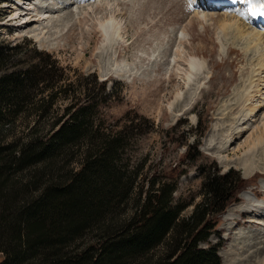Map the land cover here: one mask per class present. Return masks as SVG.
<instances>
[{
  "label": "rangeland",
  "instance_id": "1",
  "mask_svg": "<svg viewBox=\"0 0 264 264\" xmlns=\"http://www.w3.org/2000/svg\"><path fill=\"white\" fill-rule=\"evenodd\" d=\"M48 2L44 10L49 17L44 18L40 9L47 0H37L24 15L19 10L17 16L18 1L0 0V44L9 55L0 75L25 72L27 102L33 103L8 125L0 126V145H21L36 130L39 137H47L54 131L53 122L70 117L68 107L70 114L88 107L94 126L112 133L124 130L129 137L120 156L122 166L135 169L145 189L154 177L178 180L176 199L191 204L186 215L202 199V183L209 169L221 173L233 169L231 174L240 179V188L247 186V192L260 196L258 200L264 203V171L256 170L255 176L245 178L238 164L249 153L251 145L245 143L264 130V67L259 65L264 41H251L247 34L241 37L235 28H222L224 23L236 21L241 29L264 34L254 28L258 26L251 16L255 0H222L226 5L200 7L203 11L188 0ZM104 22L113 25L107 35L101 26ZM177 35L181 39L174 45ZM173 56L176 63L169 65ZM193 59H200L203 66L189 78V60ZM250 105L255 110L248 114ZM99 126L97 130L103 133ZM238 130H242L240 135ZM261 153L264 156L260 151L253 159L264 166V160L257 157ZM221 159L236 164L225 166ZM80 161L79 149L67 152L54 165L56 180L52 181H67ZM45 166L38 164L17 175L23 189H17L20 183H14L15 174H9V185L21 190L11 193L18 208L36 200L40 190L33 182ZM44 183L48 176L41 178L37 187ZM245 192L238 194L221 217L218 229L222 240L213 234L201 243L209 247L221 242L223 264L264 262V208L260 213L250 209ZM136 196L135 192L120 220L131 214ZM11 201L0 195V264H14L8 261L14 251L3 224L17 211H4ZM87 232L63 251L72 256L74 250L102 241L98 230ZM163 249L158 247L154 256L161 255Z\"/></svg>",
  "mask_w": 264,
  "mask_h": 264
},
{
  "label": "trees",
  "instance_id": "2",
  "mask_svg": "<svg viewBox=\"0 0 264 264\" xmlns=\"http://www.w3.org/2000/svg\"><path fill=\"white\" fill-rule=\"evenodd\" d=\"M5 50L0 44V68L9 58ZM26 80L25 72L10 71L0 75L1 128L8 125L11 118L18 117L25 106L33 104L27 102ZM66 110L70 117L64 120L66 115L53 122L54 131L47 137H39L36 130L21 145H0V195L13 200L4 211L11 213L17 209L3 221L13 244L9 262L222 264L218 254L221 244L210 247L200 244L208 241L212 234H219L216 229L219 217L234 199L240 179L236 180L231 171L221 174L209 169L202 184V199L186 215L184 211L190 204L175 199L177 182L173 178L168 181L151 178L145 189L139 173L122 166L120 156L129 141L124 130L112 133L98 125L101 133L98 126H94L88 107L73 114H70L71 107ZM72 149L81 152L79 168L67 181H52L55 166ZM7 151V156H3ZM42 163L46 165L44 171L38 181L33 182L40 190L39 195L31 204L18 208L16 197L11 195L23 189L17 175ZM9 174H15V179L11 180L20 183V187L9 185ZM47 176L48 183L37 187L41 178ZM135 192L136 204L131 214L120 220ZM94 229L100 232L99 240H102L97 245L76 249L72 256L63 251ZM160 246L163 252L155 257Z\"/></svg>",
  "mask_w": 264,
  "mask_h": 264
},
{
  "label": "bare ground",
  "instance_id": "3",
  "mask_svg": "<svg viewBox=\"0 0 264 264\" xmlns=\"http://www.w3.org/2000/svg\"><path fill=\"white\" fill-rule=\"evenodd\" d=\"M16 1H18L19 2V6H17L16 4H15V6L17 7V8H15L16 9V16L17 15H20L21 13V15H24V12L26 11V10H28L29 9V7L30 6H32L33 4H36V1L37 0H16ZM51 1V0H50ZM79 1V0H78ZM205 1V0H204ZM211 2V1H210ZM215 2H222V0H212V2L211 3H215ZM33 3V4H32ZM110 3V2H109ZM48 5H50V2H48V0H47V3H46V5L45 4H42V6H41V9L40 10H42L43 9V11L41 12L40 11V14L42 15V17H44V18H48L49 17V15H48V11L47 10H44V9H47L48 7H46V6H48ZM257 6V5H256ZM252 7V6H251ZM19 10L21 11V13L19 12ZM261 13H264V9L263 8H260L259 6H257V7H255V8H253V10H252V12H251V16L252 17H254V19H259L260 20V24H261V21H264V15H262ZM51 14V13H50ZM25 15H27V13L25 14ZM20 17H22V16H20ZM31 18V17H30ZM43 18V19H44ZM24 19H26V20H28L27 19V17H25L24 16ZM111 19V18H110ZM113 19V18H112ZM114 20V19H113ZM230 21V20H229ZM28 22V21H27ZM114 22V21H113ZM112 22V23H113ZM236 21H231V24L229 23V22H226V23H224V25H223V29L225 30V31H227V30H230V28L232 29V28H235L237 31H239V32H241V34H240V36L242 37L243 35H245V34H247L248 36H249V38L251 39V41L252 40H256V41H259V42H262V41H264V34L262 33V32H258V31H255L254 29L252 30V28H251V31H249L248 29H245L244 27H242L243 29H241V26H240V24L238 23V22H236ZM246 24V23H245ZM263 24V23H262ZM102 27H103V30L105 31V33H104V35H107L108 33H109V31L111 30V29H113V27H111V26H113L112 24H110V23H108V22H104V23H102V25H101ZM245 26V25H244ZM234 30V29H233ZM235 30V31H236ZM246 36V35H245ZM179 37H178V35H177V39H178ZM247 38V37H246ZM247 40L250 42V40L247 38ZM110 41L111 42H114V38L112 37V36H110ZM251 43H254V42H251ZM179 49V48H178ZM263 53V52H262ZM176 59H178L177 57H175ZM259 58H261L260 60H259V65H260V67H264V54L263 55H261V57H259ZM189 67H190V72H189V78L190 77H192V76H194L193 74H194V72L195 71H199L201 68H202V64L200 63V61L199 60H196V59H193V60H189ZM263 69V68H262ZM260 72V71H259ZM196 77V76H195ZM253 98V97H252ZM187 107V106H186ZM255 110V107H253V105H250L249 106V108H248V114H251V113H253V111ZM246 113V112H245ZM262 128V127H261ZM242 129V128H241ZM242 130H244V129H242ZM242 130H238V133H237V135H240V133H242ZM260 131V130H259ZM254 137V136H253ZM249 140H251V141H247L245 144H247V145H251L250 146V148H249V150H248V154L246 153V154H244V156H243V158L242 159H240V163H238V164H240L242 167H243V169H244V174H245V176L246 177H251L252 175H254V173H255V171L256 170H259V171H264V166L262 165L261 166V164H259V162H256V160H254L253 158H255V156L254 155H256V154H259V152L260 151H264V130H261V132H260V134H259V132H258V136L256 137V139H255V137L254 138H251V139H249ZM246 141V140H245ZM253 141V142H252ZM250 143H252V144H250ZM228 150V148L226 149V151ZM250 152H251V154H250ZM263 153H261V155H262ZM257 155V157L260 159V160H264V156L262 155ZM257 159V158H256ZM221 163L222 164H224L225 166H230L231 164H233V165H235L236 164V162L234 161V163L233 162H230V161H224L223 159H221ZM255 176V175H254ZM253 177V176H252ZM257 197V196H256ZM246 198L248 199V202L250 203V209H255V212H257V213H260L259 211L261 210V209H263L264 208V203H262V202H260L259 200H258V198H254L253 196H251V195H246ZM246 209V208H245ZM263 212H264V210H263ZM257 213H256V215H257ZM262 215H263V213H262ZM259 221H261V220H259ZM264 221V220H263ZM264 224V223H263ZM250 245V244H249ZM262 248H264V247H262ZM260 249V248H259ZM264 253V252H263ZM262 264H264V262L262 263Z\"/></svg>",
  "mask_w": 264,
  "mask_h": 264
},
{
  "label": "snow or ice",
  "instance_id": "4",
  "mask_svg": "<svg viewBox=\"0 0 264 264\" xmlns=\"http://www.w3.org/2000/svg\"><path fill=\"white\" fill-rule=\"evenodd\" d=\"M247 2L248 3H252V0H247ZM252 7L255 8L256 7V4L255 3H252ZM259 7L260 8H264V0H260ZM261 14L264 15V13H261Z\"/></svg>",
  "mask_w": 264,
  "mask_h": 264
}]
</instances>
